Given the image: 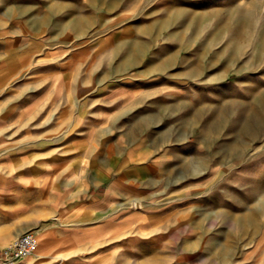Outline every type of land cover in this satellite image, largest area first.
Masks as SVG:
<instances>
[{"label": "rangeland", "instance_id": "obj_1", "mask_svg": "<svg viewBox=\"0 0 264 264\" xmlns=\"http://www.w3.org/2000/svg\"><path fill=\"white\" fill-rule=\"evenodd\" d=\"M6 163L0 235L107 196L123 264H264V0H0Z\"/></svg>", "mask_w": 264, "mask_h": 264}, {"label": "crops", "instance_id": "obj_2", "mask_svg": "<svg viewBox=\"0 0 264 264\" xmlns=\"http://www.w3.org/2000/svg\"><path fill=\"white\" fill-rule=\"evenodd\" d=\"M57 169L71 170L68 163L65 168L57 167V164H49L45 177L38 176V194L41 193L43 181L50 178L74 181V173L58 172ZM0 205L8 199V195L21 193L22 189L29 184L31 179L25 172L11 175L9 164L0 167ZM47 170V169H46ZM10 184H14V190H10ZM40 191V192H39ZM54 193L57 206L61 203L66 208L56 209L52 220L48 222L34 221L30 224L24 222L21 227L6 231L0 235V248L12 237L21 236L32 232L39 240V246L34 254L21 259L16 264H123V257L118 253L124 247H132L135 243L125 241L128 234L135 233L139 226L132 225L136 220L134 215H122V211L114 210L106 212V207L112 205L114 197L92 199L83 202L80 207L74 209L73 194ZM71 203V204H70ZM87 209V210H85ZM11 209L9 210V212ZM10 217V214L6 215ZM31 230H26V226ZM39 231V234H38ZM149 242L147 245L149 246ZM92 250L102 251L98 256L91 255ZM114 251V254L107 253ZM114 255V256H112ZM0 264L4 261L0 258Z\"/></svg>", "mask_w": 264, "mask_h": 264}, {"label": "built area", "instance_id": "obj_3", "mask_svg": "<svg viewBox=\"0 0 264 264\" xmlns=\"http://www.w3.org/2000/svg\"><path fill=\"white\" fill-rule=\"evenodd\" d=\"M38 247V239L32 232L25 233L18 237L11 245L0 252V258L4 264H16L24 258L34 254Z\"/></svg>", "mask_w": 264, "mask_h": 264}, {"label": "bare ground", "instance_id": "obj_4", "mask_svg": "<svg viewBox=\"0 0 264 264\" xmlns=\"http://www.w3.org/2000/svg\"><path fill=\"white\" fill-rule=\"evenodd\" d=\"M109 176V175H108ZM220 215V214H219ZM38 246H39V240H38Z\"/></svg>", "mask_w": 264, "mask_h": 264}]
</instances>
